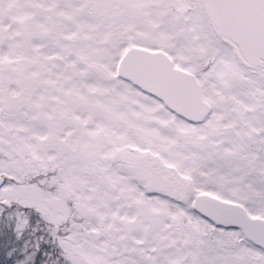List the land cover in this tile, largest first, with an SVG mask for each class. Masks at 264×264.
Segmentation results:
<instances>
[{"label":"snow or ice","instance_id":"snow-or-ice-1","mask_svg":"<svg viewBox=\"0 0 264 264\" xmlns=\"http://www.w3.org/2000/svg\"><path fill=\"white\" fill-rule=\"evenodd\" d=\"M0 264H264V0H0Z\"/></svg>","mask_w":264,"mask_h":264}]
</instances>
